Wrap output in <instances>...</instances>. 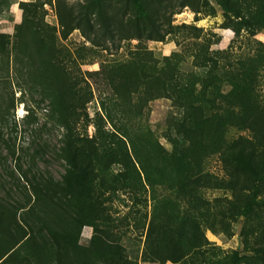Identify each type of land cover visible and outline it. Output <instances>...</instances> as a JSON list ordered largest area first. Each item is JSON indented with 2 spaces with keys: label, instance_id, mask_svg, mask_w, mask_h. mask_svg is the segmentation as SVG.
Returning a JSON list of instances; mask_svg holds the SVG:
<instances>
[{
  "label": "rangeland",
  "instance_id": "1",
  "mask_svg": "<svg viewBox=\"0 0 264 264\" xmlns=\"http://www.w3.org/2000/svg\"><path fill=\"white\" fill-rule=\"evenodd\" d=\"M37 189L77 244L37 236ZM0 202L2 264H264V0H0Z\"/></svg>",
  "mask_w": 264,
  "mask_h": 264
},
{
  "label": "trees",
  "instance_id": "2",
  "mask_svg": "<svg viewBox=\"0 0 264 264\" xmlns=\"http://www.w3.org/2000/svg\"><path fill=\"white\" fill-rule=\"evenodd\" d=\"M138 5V1L135 2ZM63 158L69 162L72 171L63 179V189L70 200H78L85 205L93 199V193L90 187V182L87 178L78 175V153L69 142L67 148L63 150ZM44 188V187H43ZM27 216L32 221V224L37 228V236L44 242H50L57 249H66L78 243L80 239V221L81 213L79 210L73 208L69 203L59 201V199L50 198L45 190L37 189L32 195L27 197ZM19 209V208H18ZM14 214V215H13ZM17 217L13 211L4 203L0 202V230H14L19 233L23 227L17 221ZM91 227H95L94 223H90ZM4 238L0 232V262L12 249H6L4 246ZM115 247L104 243L100 248V253L110 263L124 262L123 258L119 256V247ZM184 257V255H183ZM182 257V259H183ZM5 263L2 261L0 264Z\"/></svg>",
  "mask_w": 264,
  "mask_h": 264
}]
</instances>
